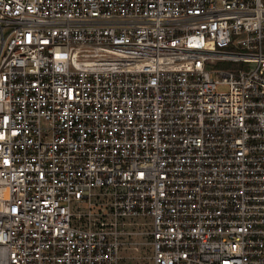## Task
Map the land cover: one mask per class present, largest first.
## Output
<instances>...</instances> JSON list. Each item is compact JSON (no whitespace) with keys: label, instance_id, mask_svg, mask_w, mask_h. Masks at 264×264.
<instances>
[{"label":"built area","instance_id":"1","mask_svg":"<svg viewBox=\"0 0 264 264\" xmlns=\"http://www.w3.org/2000/svg\"><path fill=\"white\" fill-rule=\"evenodd\" d=\"M134 237L264 264V0H0V264Z\"/></svg>","mask_w":264,"mask_h":264},{"label":"rangeland","instance_id":"2","mask_svg":"<svg viewBox=\"0 0 264 264\" xmlns=\"http://www.w3.org/2000/svg\"><path fill=\"white\" fill-rule=\"evenodd\" d=\"M122 256L123 264H150V250L143 237L129 240V245L123 250Z\"/></svg>","mask_w":264,"mask_h":264}]
</instances>
